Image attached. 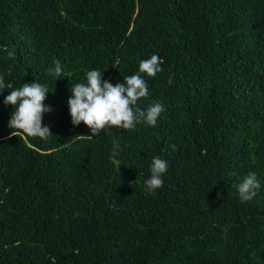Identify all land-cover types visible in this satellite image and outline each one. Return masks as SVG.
<instances>
[{
	"label": "trees",
	"instance_id": "obj_1",
	"mask_svg": "<svg viewBox=\"0 0 264 264\" xmlns=\"http://www.w3.org/2000/svg\"><path fill=\"white\" fill-rule=\"evenodd\" d=\"M152 54L163 71L142 74L138 105L164 106L156 125L76 137L92 132L70 86L92 69L122 83ZM0 76L47 85L53 133L11 136L0 92V264H264V0H0ZM156 156L169 167L149 195ZM250 172L261 188L242 202Z\"/></svg>",
	"mask_w": 264,
	"mask_h": 264
},
{
	"label": "clouds",
	"instance_id": "obj_2",
	"mask_svg": "<svg viewBox=\"0 0 264 264\" xmlns=\"http://www.w3.org/2000/svg\"><path fill=\"white\" fill-rule=\"evenodd\" d=\"M8 56L14 57V53L9 52ZM162 64V58L158 54H152L150 58L139 61V70L135 74L123 76L122 83L117 82L113 85L103 79V72L92 69L86 74V83L71 85L69 90L72 95L67 102L71 122L73 125L83 122L92 132V135L89 136L79 135L76 137L93 138V136H98L101 132L113 127L131 130L138 123L154 127L158 117L164 111V106L159 102H154L149 104L146 109H142L138 102L141 98L149 96L148 84L142 74L155 77L157 73L163 71ZM54 65V68L48 69V74L57 79L63 77L60 61H54ZM169 83H172L171 77ZM5 88L11 89V91L4 98V103L13 106V112L7 125L12 129L10 135L18 136L22 133L47 141L53 133L49 127L42 124V119L45 112L52 110L51 106L44 104L46 96L51 90L47 85L36 80L24 83L21 87L12 88L5 83L4 77L0 76V92ZM119 149L120 145L114 143L110 153L113 163H116ZM168 167L166 159L160 156L153 157L150 175L143 181L147 194L152 195L157 189L163 187V176ZM236 187L240 200L249 202L257 196L261 184L257 179L256 172H250Z\"/></svg>",
	"mask_w": 264,
	"mask_h": 264
}]
</instances>
